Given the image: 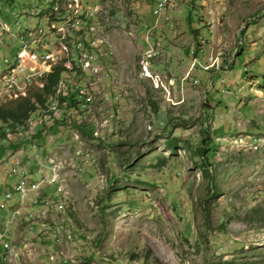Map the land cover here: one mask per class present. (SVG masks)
Returning a JSON list of instances; mask_svg holds the SVG:
<instances>
[{"label":"rangeland","instance_id":"374dc122","mask_svg":"<svg viewBox=\"0 0 264 264\" xmlns=\"http://www.w3.org/2000/svg\"><path fill=\"white\" fill-rule=\"evenodd\" d=\"M153 4L13 0L7 5L18 14L8 17L14 30L16 19L47 33L58 29V20H72L59 29L60 40H52L59 58L49 69L75 52L76 41L68 34L78 25L101 56L83 62L88 101L95 100L77 121L91 124L93 136L72 127L59 103L57 113L44 116L48 121L31 122L30 131L49 127L38 148L24 141L22 149L11 148L0 159L2 179L7 161L20 172L15 174H23L24 167L32 181L51 174L49 166L56 164L59 178L43 187L52 199L46 200L49 206L18 204L13 192L0 207V227L15 211L7 235L11 252L0 264L264 261V0H171L167 24L165 13H151ZM24 8L31 12L21 13ZM37 39L44 45V38ZM13 45L17 50L19 42L14 39ZM149 49L152 57L145 62ZM192 59L199 60L200 70L188 68ZM218 60L229 63L218 71ZM13 61L2 66L0 83ZM101 65L121 92L122 111L107 127L108 82L101 79ZM38 79L12 98L0 96V103L27 94L40 85ZM63 90L61 83L57 92ZM203 129L212 138L207 162L200 154ZM10 178L16 179L0 190L2 196L12 192L17 177Z\"/></svg>","mask_w":264,"mask_h":264},{"label":"built area","instance_id":"2783aa9c","mask_svg":"<svg viewBox=\"0 0 264 264\" xmlns=\"http://www.w3.org/2000/svg\"><path fill=\"white\" fill-rule=\"evenodd\" d=\"M170 0H157L153 8V14L158 15L160 13L164 14V23L167 24V14L166 8ZM31 7V6H30ZM33 7V6H32ZM7 10V17L2 18L4 20V27L0 29V70L4 63H7V59H14V73L11 75V82L3 87L2 99L6 97H12L18 93L19 89H24L27 87L31 76L33 74H38L40 69H45L48 63L51 61V55H58L57 51L52 48V40L59 39V29L63 24L68 20H59V27L53 33H47L46 35H39V26H30L27 23L22 24L20 21H14L13 26L9 23L8 17L13 11ZM22 10H31L30 8H24ZM46 24V20H42ZM82 29L78 28L74 31H80ZM37 38H44V45H37ZM16 39L19 42V47L17 50H13V40ZM85 39V38H84ZM145 39L151 40V32L145 34ZM86 42V44H85ZM80 39V45L78 51L81 52V46H90V54H97V43H87ZM150 50V49H149ZM98 57L101 55L97 54ZM145 62H149L151 55V50L146 54ZM88 61V60H81ZM144 62V63H145ZM229 60L223 64L220 62V66L227 65ZM219 71V68H218ZM110 71L101 65V79L104 82H108V92L106 93V98L104 100V107L107 109L106 116V127L110 124L115 117L122 111L121 108V92L115 91L117 83L114 81V76L110 79ZM85 77V76H84ZM84 77H81L77 82L70 83V92L76 93L77 102H83V109H79L81 112L86 110V104H84ZM110 81H109V80ZM193 83H198V80L193 79ZM32 148H38L34 143L30 144ZM38 153L36 154V158ZM5 172L7 178L10 176H16L17 180L12 186V192L5 191L3 196L0 194V207L7 205V200L10 199L13 192L18 195L19 203L23 204L29 202V204H35V206H41L44 208L46 200H52L50 197H47L43 187L45 185L51 184V180H58V165L51 164L49 166L50 173L48 176H44L39 180L32 181L28 180L27 171L23 167V174H15L12 172L11 161L5 162ZM4 165V166H5ZM3 197V199H2ZM15 213V211H14ZM14 213L6 219L0 227V243H1V254L0 257L3 259L4 255H8V252L11 248V243L7 240V235L9 232L8 226L12 224L14 219ZM59 237V235H58ZM57 237V238H58Z\"/></svg>","mask_w":264,"mask_h":264},{"label":"trees","instance_id":"16d2710c","mask_svg":"<svg viewBox=\"0 0 264 264\" xmlns=\"http://www.w3.org/2000/svg\"><path fill=\"white\" fill-rule=\"evenodd\" d=\"M12 1L13 0H0V15L3 18L7 17V5H9ZM156 1L157 0H154L153 8ZM193 7H195V5H193ZM27 12L30 13L31 10H21V13ZM151 13L153 14V12ZM16 14L17 13L13 11L10 13V17H12V15L15 16ZM60 14L64 15V12L60 11L58 14L59 17L61 16ZM52 19V21H57L54 20L57 19L56 16L52 15ZM66 22L72 23V20H68ZM194 35L196 37L200 36L196 31L194 32ZM75 37L78 39H74ZM70 38L74 39V41L76 42H79L80 39L85 42V39L81 36L80 31L73 32V34L68 39ZM87 43L89 42L87 41ZM196 47L197 50L200 49L201 44L197 43ZM88 52H90V46H83L81 52H79L76 48L75 52L70 57L65 58L64 60L53 65L43 78L38 79L40 80L39 86L33 85L30 88L28 87L29 89L27 91V94L25 93L26 91H24L22 94L18 95V97H13L14 99H10L8 101L0 103V126L10 125L13 128L12 133H7L3 129V127H0V159L4 158V156H6L11 148L18 147L20 144L24 143V141H28L29 145L34 143L39 147L40 139H43L45 137L46 131L49 129V127L44 126L41 129H38L36 133L33 134H30L28 129H30L31 122L43 123L45 115H47L48 117H50V114L54 115V111L49 108L52 102H58L57 104L60 103V107L64 108L65 112L67 113L66 115H70L69 121L72 127H78L83 132L87 133L90 136H93L94 127H92L91 124L77 123V121L79 120L78 116L82 115L83 117L86 112H81L79 110L81 102H77L76 93L70 92L69 85L72 82L75 83L76 80H79L81 77H84L86 75V68L81 67L80 64H78V61L84 54H89ZM216 74H218V72H216L213 77ZM61 83H64V90L61 93H58L57 88ZM210 88H212V84ZM24 94L26 95L23 96ZM86 98L88 97L85 95L84 99L86 100ZM205 107L208 106L205 105ZM38 110H40V115H33V113ZM37 116L39 117L37 118ZM15 128L19 129V134H16L17 129ZM23 128L25 132L22 135L23 138L15 140L9 139L11 135L20 137ZM203 135L204 137L200 146V154L202 159L207 162L208 153L210 152L209 145L212 141V138L211 134L208 133L205 129H203ZM26 137L28 138V140ZM210 187L215 189V183L213 182V179L210 180ZM2 261L3 260L0 257V263H2ZM258 264H264V261L258 262Z\"/></svg>","mask_w":264,"mask_h":264},{"label":"bare ground","instance_id":"6f19581e","mask_svg":"<svg viewBox=\"0 0 264 264\" xmlns=\"http://www.w3.org/2000/svg\"><path fill=\"white\" fill-rule=\"evenodd\" d=\"M170 2H171V0H170ZM170 4V3H169ZM168 4V5H169ZM17 15V14H16ZM3 17L0 15V29L1 28H3L4 27V20L2 19ZM15 21H19V20H15ZM50 20H48V22H49ZM54 22V21H53ZM47 24H49V23H47ZM65 25H67V24H63V26H65ZM46 32V31H45ZM41 28L39 29V35H46V33H45ZM71 32V34L73 33L72 31H70ZM68 36L70 37L71 35H70V33L68 34ZM73 38V37H72ZM71 39V38H70ZM74 39H78V38H74ZM38 40V39H37ZM42 42V41H41ZM74 45L76 46V48L78 49V47H79V45H80V41L79 42H75L74 43ZM83 49V46H81V50ZM57 54H58V52H57ZM93 54H91L90 56H88V54H84L82 57H80V59H79V64H80V66L81 67H84L85 68V66H83V62L84 61H82V63H81V60H94L95 58L92 56ZM59 58V54L58 55H51V61L48 63V65L46 66V68L45 69H40L39 71H38V74H33L32 76H31V79H30V81L29 82H31V80H34V79H36L37 80V78H41V77H44L47 73H48V69H49V67H50V64H51V62L53 61V60H56V59H58ZM97 58V57H96ZM86 72V71H85ZM14 73V61L12 62V63H10L9 65H8V69H7V71H6V73H4L2 76H1V83H0V94H2V91H3V87H5L6 85H8L10 82H11V75ZM84 93L86 94V96H90V93H88V90H87V88L86 87H84ZM18 97V96H17ZM9 98H12V97H9ZM56 101V100H55ZM52 102V101H51ZM58 102H52L51 103V105L49 106V108L51 109V110H53L54 111V114L55 113H57V110H58V108H59V104H57ZM84 104H86V110L89 108V101H88V98H86V100L84 99ZM80 109H83V102H81V104H80ZM85 110V111H86ZM87 112V111H86ZM49 118V117H48ZM59 119V118H58ZM44 121H46L45 119L43 120V122ZM50 122V121H49ZM48 123V122H47ZM35 126H36V122H35ZM0 127H3V129L7 132V133H12V131H13V128L10 126V125H4V126H0ZM18 128V127H17ZM17 128H15V129H17ZM34 129H35V127H34ZM33 129V130H34ZM28 131L30 132V129H28ZM35 131V130H34ZM20 132H19V129H17V132H16V134H19ZM25 132H24V128H23V130H22V132H21V136L24 134ZM33 133H36V132H30V134H33ZM18 137V138H15V139H20V138H23V137ZM27 138V137H26ZM9 139H14V137L11 135L10 137H9ZM14 139V140H15ZM27 140H28V138H27ZM12 172L13 173H19L18 172V170H12ZM54 182H56V180H53L52 181V183H54ZM46 203L48 204L49 202H47L46 201ZM45 205V204H44ZM58 205V204H57ZM48 206H49V204H48ZM60 208V207H59ZM9 252H11V248H10V250H9Z\"/></svg>","mask_w":264,"mask_h":264},{"label":"crops","instance_id":"0c3cea01","mask_svg":"<svg viewBox=\"0 0 264 264\" xmlns=\"http://www.w3.org/2000/svg\"><path fill=\"white\" fill-rule=\"evenodd\" d=\"M209 33H210V30L208 31ZM212 32V31H211ZM201 37V36H200ZM202 38V37H201ZM199 60L198 59H192L191 61H190V63H187V65H188V68H190V69H193V70H200V68H202V66L199 64V62H198ZM219 61V60H218ZM206 62H207V64H208V62L209 61H207L206 60ZM220 62L221 61H219V62H217V63H219V66H220ZM228 65V64H227ZM230 65V64H229ZM218 66V67H219ZM223 68H225V65L224 66H222ZM204 69H205V67H203ZM210 68V67H209ZM216 69H217V67H216ZM219 69H220V67H219ZM215 70V69H214ZM197 78H199L198 76H197ZM213 80H214V77H213ZM199 82V81H198ZM93 100H95V99H93L92 98V100H90V102H89V104H92L93 103ZM57 115V114H56ZM46 121H48V120H46ZM35 127V126H34ZM33 127V128H34ZM31 133L32 132H35L34 130L33 131H30ZM22 137V136H21ZM15 139V138H14ZM16 148H20V149H22L21 147H16ZM10 152H11V150H10ZM13 170V169H12ZM20 173V172H19ZM3 178V176L1 175L0 176V190L3 188H8V186H9V188L11 187V185H12V182H13V179H16V178H6V179H2ZM33 179V178H32ZM34 180V179H33ZM52 181L53 180H51V183H52ZM1 249V248H0Z\"/></svg>","mask_w":264,"mask_h":264}]
</instances>
